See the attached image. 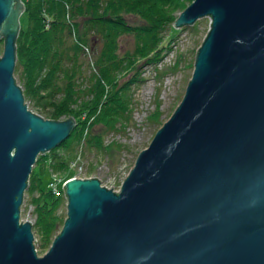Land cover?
<instances>
[{"label": "water", "instance_id": "obj_1", "mask_svg": "<svg viewBox=\"0 0 264 264\" xmlns=\"http://www.w3.org/2000/svg\"><path fill=\"white\" fill-rule=\"evenodd\" d=\"M23 0H0V264H264V0H193L176 28L209 16L175 111L119 191L64 184L67 217L40 255L21 206L39 154L74 116L28 107L15 77Z\"/></svg>", "mask_w": 264, "mask_h": 264}, {"label": "trees", "instance_id": "obj_2", "mask_svg": "<svg viewBox=\"0 0 264 264\" xmlns=\"http://www.w3.org/2000/svg\"><path fill=\"white\" fill-rule=\"evenodd\" d=\"M192 1L24 0L22 16L26 23L17 39L16 72L21 76L25 100L47 112L46 118L76 119L70 136L39 154L30 174L27 192L35 215L33 229L40 239L39 252L49 248L67 217L59 212L65 199L48 185L53 174L63 172L65 179L72 176L71 162L78 144L105 150L110 163L117 165L126 144L118 140L107 144L106 135L122 131L132 122L133 85L143 81L142 67L152 64L159 76L165 74L167 69H159L158 64L172 48L175 37L165 43L164 32L169 26L172 32L188 26L176 28L173 23ZM125 36L134 38V47L121 51ZM89 45L94 50L93 69L84 76L86 60L81 53ZM3 48L4 39L0 38V52ZM178 66L179 61L171 69ZM86 80L88 84L84 85ZM160 104L158 101L149 117L159 127L163 124ZM60 148L65 151L60 153ZM43 174L48 177L46 187Z\"/></svg>", "mask_w": 264, "mask_h": 264}, {"label": "rangeland", "instance_id": "obj_3", "mask_svg": "<svg viewBox=\"0 0 264 264\" xmlns=\"http://www.w3.org/2000/svg\"><path fill=\"white\" fill-rule=\"evenodd\" d=\"M20 20L22 26H24L26 23L25 18L21 16ZM210 21L211 18L209 16H204L197 19L194 24L188 25L186 28L172 32V26H169L165 30V43L168 42L170 37H175V40L172 43V48L166 53L163 61L158 64L159 69H167L165 74L159 76L158 69L152 64L144 65L142 67V76L144 79L139 84L133 85L134 110L132 122L129 123L124 130L113 131L106 135L105 142L107 144L112 140H118L124 145L126 144L125 149L121 153L120 161L116 166H113L110 163L109 154L105 150H99L97 148L91 149L84 144H78L75 149L77 155L71 162L73 171L70 173V175H72L70 178L96 176L101 179L104 185L113 186L114 184H118L117 186L120 185L121 188L122 183L134 165L139 152L150 144L159 128L160 124L154 119L149 118L151 114L156 111L157 102H161L159 108V110H161L160 121L163 122L169 118L181 102L194 70L192 62L195 58L196 49L205 37L208 28L210 27ZM133 47L134 38L132 36H125L121 39V51ZM2 53L3 51L1 50L0 55H2ZM81 57L86 60L83 65L84 76H88L93 69L92 60L94 57V50L92 49V46H87L85 52L83 51L81 53ZM177 61H179L177 69H171V66ZM14 75L20 84L21 76L16 72V68ZM86 84H88L87 80L84 85ZM27 104L31 110L43 117L47 115V112L41 111L34 106L30 100H28ZM58 151L63 153L65 149L60 148ZM92 167H94V170L91 172L90 169H92ZM55 174L62 175L63 177L65 175V173L59 171L55 172ZM47 183L48 177L43 174V186L46 187ZM62 197L65 200L60 207L59 212L66 216L68 200L66 194ZM29 199L30 196L26 189L24 201L21 206V219L31 220L34 223L35 215L33 212V205L29 203ZM34 233L36 248L38 249V253L42 255L43 253L39 252V235L35 230Z\"/></svg>", "mask_w": 264, "mask_h": 264}, {"label": "built area", "instance_id": "obj_4", "mask_svg": "<svg viewBox=\"0 0 264 264\" xmlns=\"http://www.w3.org/2000/svg\"><path fill=\"white\" fill-rule=\"evenodd\" d=\"M86 49H87V47H86ZM66 180L67 179H65L62 175L53 174V177L49 182V186L55 192L56 195L63 196V195H65L64 184H65ZM117 185L114 184L113 186H109V185H106V186L111 187V188L113 187L114 190L119 191L120 185L119 186H117Z\"/></svg>", "mask_w": 264, "mask_h": 264}, {"label": "bare ground", "instance_id": "obj_5", "mask_svg": "<svg viewBox=\"0 0 264 264\" xmlns=\"http://www.w3.org/2000/svg\"><path fill=\"white\" fill-rule=\"evenodd\" d=\"M24 1V0H23Z\"/></svg>", "mask_w": 264, "mask_h": 264}]
</instances>
